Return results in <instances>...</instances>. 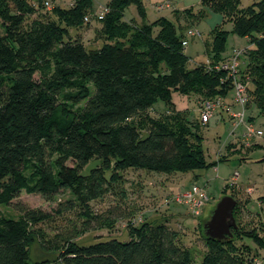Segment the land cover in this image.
<instances>
[{
    "label": "trees",
    "instance_id": "trees-1",
    "mask_svg": "<svg viewBox=\"0 0 264 264\" xmlns=\"http://www.w3.org/2000/svg\"><path fill=\"white\" fill-rule=\"evenodd\" d=\"M94 1L75 0L70 7L56 9L59 19L46 13L28 22L40 7L36 0H0L4 31L0 34V205H12L21 212L18 218L0 217V264L51 263L46 258L32 260L29 229L48 221L52 214L17 203L23 192L52 197L70 189L74 198L60 203L57 213H62L102 197L113 176L107 177L106 171L113 164L116 169L148 167L183 173L218 163L206 158L199 108L204 99L230 94L233 84L230 79L223 81L226 73L208 71L204 62L189 67L190 57L182 44L186 33L179 34L167 17L156 21V35L153 27L145 24L140 42H105L89 47L81 32L75 36L71 32V28L83 27L88 15L98 20L95 12L107 7L104 18L98 20L103 24L111 19L114 6L120 13L131 4L145 11L143 0H112L96 11ZM201 1L233 21L231 31L216 28L206 45L214 64L232 52L226 54L231 33L249 38L240 74L248 82V111L253 102L264 115V0L244 8L240 0ZM188 11L195 14L193 9L184 12ZM119 21L130 25L122 16ZM98 32V38L107 39L104 30L100 31L102 36ZM165 64L168 70L163 71ZM173 91L197 97L198 117L191 119L174 107L167 108L164 117L149 116L157 102L171 100ZM144 114L149 116L146 132L138 121ZM183 115L182 122H173ZM221 115L214 117L229 119ZM95 158L101 159L102 166L83 174L82 168ZM225 159V155L219 157V161ZM128 215L121 211L115 217ZM207 220L202 223V232L208 249L201 263L193 260L189 248L178 244V231L166 222L148 221L140 226L130 223L137 233L128 240L75 242L55 259L59 264L255 261L244 256L252 245L238 241L249 238L258 246L260 233L245 235L239 226L233 229L232 237L215 239L204 232ZM228 247L236 252L231 254Z\"/></svg>",
    "mask_w": 264,
    "mask_h": 264
},
{
    "label": "rangeland",
    "instance_id": "rangeland-1",
    "mask_svg": "<svg viewBox=\"0 0 264 264\" xmlns=\"http://www.w3.org/2000/svg\"><path fill=\"white\" fill-rule=\"evenodd\" d=\"M111 1L95 0L94 11ZM143 1L145 6L143 13L135 4L127 6L124 11L120 9L122 13L118 12L114 6L111 19L103 24L88 15L90 11L86 13L89 20L83 22L85 25L79 29L71 28V32L74 36L78 34V31L81 32L86 45L94 48L100 47L105 42L128 43L131 41L135 43L140 42L142 33L146 29L145 24L151 25L156 35L159 31V27L155 24L156 21L161 17H167L176 24L179 34L187 33L189 28H196L201 32V36L187 37L189 43L184 49L190 57L188 66L195 67L208 57L206 45L212 40V32L216 28L228 31L233 29V21L230 17L204 6L201 0ZM257 1L259 0H240V6L248 7ZM74 2L75 0H36V4L40 7L36 14L28 18V22L34 16L46 13V15L54 14L52 16L59 19L60 14L56 9L59 6L70 7ZM187 9H193L195 14H189L190 11L184 12ZM121 16L130 25L119 21ZM97 30H99V35H101L100 31L104 30L108 34L104 36L107 39L98 38ZM3 32L0 20V34ZM248 45H250L248 37H240L231 33L228 37L226 54L230 53L234 47L245 48ZM163 66V71L168 70L166 64ZM171 96L168 102L171 104L163 100L157 102L150 110L149 116L164 117L166 109L174 107L176 112L183 111L184 115H189L191 119L198 117L197 110H195L197 98L195 95L187 97V95L173 91ZM178 106L186 109H179ZM184 115L174 118L173 122H182ZM149 116L144 114L138 119L144 132L147 131L149 125ZM248 116L258 128L264 130V115L253 102L249 104ZM232 127V122L228 119L219 121L216 117H213L209 124L202 125L204 135L202 144L206 158L210 162L217 161L216 165L182 173L148 167L116 169L113 164L111 169L106 171L109 178L113 174L106 192L99 199L91 201L88 206L76 204L74 208L57 213L60 203L73 200L74 196L70 189H62L52 197L23 192L21 198L16 201L17 203L20 202L26 207L42 209L52 214L48 221L29 229V235L33 239L30 246L32 260L46 258L51 261L49 264H59V261L55 259L57 255L75 242L89 244L112 238L121 241L128 240L131 235L137 233L134 227L129 226L130 223L140 226L148 221L157 224L166 222L172 229L178 231V244L189 248L193 260L201 263L208 249L207 240L202 232V223L210 218L218 201L223 196L229 195L237 201L234 217L238 227L242 228V233L262 235L258 246L249 238L238 241L239 244L252 245V250L245 251L244 256L254 257L255 261L253 260L252 264H264V199L262 198L264 196V138L252 139L250 145H246L239 137L243 129L240 128L237 135H229ZM223 155L226 159L219 161V157ZM101 166V159L95 158L82 168V172L88 174L94 167ZM236 172L238 176L235 175ZM194 183L206 186L210 197L201 216H193L187 206L175 203L166 204V199L170 198L173 193L189 188ZM112 211L115 212L112 213ZM121 211L129 215L121 218L115 217ZM20 213L15 206L0 205V217L18 218ZM227 249L231 251V254L236 252L231 247ZM240 250L237 252L240 253ZM255 254H257L256 257Z\"/></svg>",
    "mask_w": 264,
    "mask_h": 264
},
{
    "label": "built area",
    "instance_id": "built-area-1",
    "mask_svg": "<svg viewBox=\"0 0 264 264\" xmlns=\"http://www.w3.org/2000/svg\"><path fill=\"white\" fill-rule=\"evenodd\" d=\"M46 4L48 2L46 1ZM49 5V4H48ZM108 11L107 7L95 12L98 20H102L105 13ZM86 20H89L86 17ZM201 36V32L196 28L187 30L186 37L183 38L182 44L186 47L189 43L188 38ZM246 47H234L232 52L223 61L213 63L209 57L204 61V65L208 71H224L226 79L232 81L233 87L228 96H216L214 98H207L201 101L200 105V120L204 125H207L210 120L216 116H222L224 113L228 116V120L232 122V129L229 135H237V131L242 128L239 135L246 145H250L252 139L264 138V130L258 128L248 117V103L250 100L248 82L245 81L240 74L242 61L241 58L246 51ZM238 176V172L235 173ZM210 197L207 192V187L199 185L198 183L192 184L189 188H184L171 195L166 199V204L175 203L177 205L187 206L189 212L197 217L201 216L204 208L208 204Z\"/></svg>",
    "mask_w": 264,
    "mask_h": 264
},
{
    "label": "water",
    "instance_id": "water-1",
    "mask_svg": "<svg viewBox=\"0 0 264 264\" xmlns=\"http://www.w3.org/2000/svg\"><path fill=\"white\" fill-rule=\"evenodd\" d=\"M237 201L229 195L223 196L215 206L210 218L204 223V232L215 239L232 237L233 229L238 228L234 217Z\"/></svg>",
    "mask_w": 264,
    "mask_h": 264
},
{
    "label": "crops",
    "instance_id": "crops-1",
    "mask_svg": "<svg viewBox=\"0 0 264 264\" xmlns=\"http://www.w3.org/2000/svg\"><path fill=\"white\" fill-rule=\"evenodd\" d=\"M183 100H184V99H183ZM178 107H179V106H178ZM179 109L185 110L186 108L180 106ZM209 201H210V200H209Z\"/></svg>",
    "mask_w": 264,
    "mask_h": 264
}]
</instances>
